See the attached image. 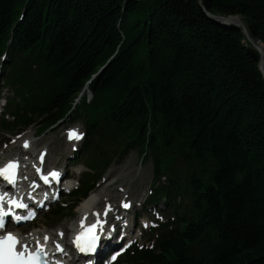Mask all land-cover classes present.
Here are the masks:
<instances>
[{
    "label": "trees",
    "instance_id": "trees-1",
    "mask_svg": "<svg viewBox=\"0 0 264 264\" xmlns=\"http://www.w3.org/2000/svg\"><path fill=\"white\" fill-rule=\"evenodd\" d=\"M201 3L240 15L264 43V0H0V37L25 5L15 43L25 59L37 53L42 82L32 97L31 76L15 81L16 105L34 102L44 127L65 115L97 72L91 101L80 105L90 130L88 159L100 164L106 146L122 141L150 148L155 172L179 164L189 176L184 190L196 221L139 252L142 264H264L260 53L241 30L210 19ZM199 237L204 259L187 257L184 244Z\"/></svg>",
    "mask_w": 264,
    "mask_h": 264
},
{
    "label": "rangeland",
    "instance_id": "rangeland-1",
    "mask_svg": "<svg viewBox=\"0 0 264 264\" xmlns=\"http://www.w3.org/2000/svg\"><path fill=\"white\" fill-rule=\"evenodd\" d=\"M202 4V3H201ZM53 128V127H52ZM49 129L46 131L47 133L45 136V140L43 141L42 145L47 144L52 148L51 156L50 157V163H54V158L59 156L56 149L61 148V152L64 153L65 145L61 138L58 137V131L61 129V125H58L57 127L53 128V131ZM57 134V135H56ZM67 147V146H66ZM68 149V147H67ZM62 154V153H61ZM61 160V159H60ZM121 167L118 170V172L115 174V177L113 178V183H120L122 184H130L131 182H135L137 188L135 191V194L139 195V192L144 191L143 184L149 183L152 178V163L151 160H147L144 163L140 162V157L137 154L136 150L130 151L127 156L125 157L124 161L121 163ZM113 185V184H112ZM110 186L111 188H107L106 190H111L112 192H115V186ZM99 189V188H98ZM118 194V191H116L115 195ZM68 206V205H67ZM68 213L63 215V218L55 221L49 220V218H46L45 214L39 215V217L29 225V228L38 227L39 229H45V230H54L58 227L66 228L69 223H72L77 215L76 207H66ZM63 220V221H62ZM25 230V229H24Z\"/></svg>",
    "mask_w": 264,
    "mask_h": 264
},
{
    "label": "snow or ice",
    "instance_id": "snow-or-ice-1",
    "mask_svg": "<svg viewBox=\"0 0 264 264\" xmlns=\"http://www.w3.org/2000/svg\"><path fill=\"white\" fill-rule=\"evenodd\" d=\"M79 135H83L82 133ZM79 135L76 136L79 139ZM73 137V133H69V138ZM25 146H27V142H25ZM9 168H13L14 165L10 163ZM0 175H5L7 179L12 180L13 176L11 172L5 173V170H0ZM53 178L58 177V173L53 170L48 174ZM47 181V177H44ZM9 204L15 205V207H26L22 203L16 201H9ZM127 206V205H125ZM5 213L0 212V218H2ZM45 240H47V236H45ZM99 238L96 235H91L90 239L87 242L86 247H80V251L91 252L95 251L97 247ZM18 241L11 234L7 233L5 236H0V264H40L39 260V242L37 246V251L35 253L28 250V246L26 244L21 245L20 250H16V244ZM79 243V242H78ZM57 247H59L57 245ZM123 251V249H121ZM115 257H113L114 259Z\"/></svg>",
    "mask_w": 264,
    "mask_h": 264
},
{
    "label": "water",
    "instance_id": "water-1",
    "mask_svg": "<svg viewBox=\"0 0 264 264\" xmlns=\"http://www.w3.org/2000/svg\"><path fill=\"white\" fill-rule=\"evenodd\" d=\"M206 15L215 22L234 29H239L246 36L247 40L255 47L260 53L259 70L264 76V43L260 40H255L251 37L248 27L244 19L240 15H223L216 14L207 10L204 4H201Z\"/></svg>",
    "mask_w": 264,
    "mask_h": 264
},
{
    "label": "bare ground",
    "instance_id": "bare-ground-1",
    "mask_svg": "<svg viewBox=\"0 0 264 264\" xmlns=\"http://www.w3.org/2000/svg\"><path fill=\"white\" fill-rule=\"evenodd\" d=\"M57 153L59 154V156H57V158L55 159V161L57 162V165H59V167H61L62 165V155H61V148L59 147V150L57 151ZM61 159V162H60ZM97 203V196L95 193L91 192L83 201H81L79 203V205L76 207V211L78 212V216L75 222L70 223L65 229H69L71 230L72 226H76L77 223H79L81 221V219L86 218L87 215L83 212L88 206L92 205V204H96ZM62 231V230H61ZM71 235V234H68ZM32 236L34 237L35 234L33 231H31L30 233L27 234L28 237V242H30L32 240Z\"/></svg>",
    "mask_w": 264,
    "mask_h": 264
}]
</instances>
